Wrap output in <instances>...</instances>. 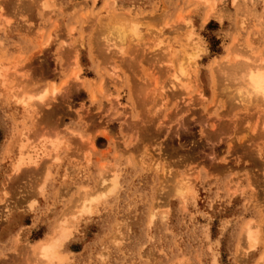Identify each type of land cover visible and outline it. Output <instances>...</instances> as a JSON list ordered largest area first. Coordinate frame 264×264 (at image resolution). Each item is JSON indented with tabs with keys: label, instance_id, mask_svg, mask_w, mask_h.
Segmentation results:
<instances>
[{
	"label": "rangeland",
	"instance_id": "1",
	"mask_svg": "<svg viewBox=\"0 0 264 264\" xmlns=\"http://www.w3.org/2000/svg\"><path fill=\"white\" fill-rule=\"evenodd\" d=\"M112 1L0 0V264H40L65 217L71 264H264V103L226 79L236 54L264 57V0ZM179 16L200 49L186 92L169 82ZM43 90L19 115L11 97ZM20 140L51 155L14 174Z\"/></svg>",
	"mask_w": 264,
	"mask_h": 264
},
{
	"label": "bare ground",
	"instance_id": "2",
	"mask_svg": "<svg viewBox=\"0 0 264 264\" xmlns=\"http://www.w3.org/2000/svg\"><path fill=\"white\" fill-rule=\"evenodd\" d=\"M115 1L116 0H113L110 5L107 3L110 8L115 5ZM233 1H235V0H233ZM115 16H117V17H115ZM115 16L113 18H115L116 23L115 24L112 23L113 25L109 24V25H111L109 28L110 29L113 28V30H114V27L117 26L115 29L116 32L115 31L114 32L117 34V36L120 40V43H124L129 37H133L134 40H137V38L140 36V34L137 32V27L135 25H132V26H130V28L127 29L125 27L126 29H124L123 28L124 22L122 20H120V18H121V17H119L120 15L115 14ZM118 17H119V19H117ZM178 20H180V23L182 22V24H183L182 25L183 27L181 28L179 34H181L184 37L185 45L183 44L184 45L183 47H185V48L182 51L179 50L178 51L179 54L178 53L175 54L176 59L174 58V61L171 60V62H173L172 65L174 64L175 68H174L173 72H171V73H173V75H171V76H173V79H172L173 81H169V82H172L171 83L172 87L181 88L182 90H184L186 92L189 90V88L191 86L192 75L195 72V70H197L196 69L197 68V58H198V53L200 52V49L198 46V41L192 37V33L190 30V24L188 22L189 20L187 18H185V16L184 17L182 16L181 18L179 16ZM109 25H107V26H109ZM127 27H128V25H127ZM132 39H130V40L132 41ZM169 49H170V47H169ZM239 56L242 57L241 55H237V54L235 55V57H233L235 59V61H233V64L227 69V71H226L227 78L226 79H228L229 81H231V83H234L236 85V86H234V87H236V92L241 97L244 96V97L248 98V97L252 96V98H254V100H258V103H259V101L264 103V57L263 56H258V57L256 56V58L254 60H252V58H251L248 62H247V60H248L247 58H246L247 59L246 61H241L243 58L239 61H236V60H238ZM246 56H248V55H244V57H246ZM248 58H249V56H248ZM2 63H0V84L2 87V92H0V97H2L3 94L6 92L4 83L7 81L6 78H7V73L9 70L7 65H5L4 63L2 64ZM169 63H170V60H169ZM172 65H170V68L173 67ZM220 66H222V65H220ZM74 77H75V75H74ZM7 79H9V78H7ZM197 86H198V84H197ZM155 87H156V85H155ZM9 90H8V92H9ZM153 90L149 91L150 93L147 92V94L149 93V95H150L151 93H153L152 95H150V96H153L154 95ZM58 93H59L58 90L53 89L51 92V95L56 96ZM48 95H49L48 91L43 90V92L36 94V96H29L28 99H26V100L19 98L17 96H13V97H11V99L13 100L15 107L18 109L19 115H21V114L28 115L32 112H35V109H36L35 106H37V103L38 104L40 103L42 105L46 104V102H47L46 98ZM237 97H238V95H237ZM244 97H243V99H244ZM34 99H36L37 101H34ZM259 106H261V105H259ZM263 120H264V118H263ZM262 123L264 124V121ZM262 135H264V134H262ZM45 147H46V145H42V144L29 146L25 140H22L16 148L15 157L12 158V160H11L10 172L15 174V173L19 172L20 170H22L24 167H27V165L38 164L37 160L39 157L42 158V156L43 157L50 156L51 153L49 152L48 148H45ZM52 151H53L52 159H54L56 161L57 157L54 156V153L57 152V146L54 145L52 148ZM116 178H117V175H116L115 171H111L110 178L109 179H103L101 181L102 182L101 184L103 185L102 190L110 192V193L115 191V189L117 187V179ZM192 181L193 180L188 178V177L181 178V180L174 186L173 192L175 193V195H178L181 198H183V197H185V195L192 192L191 191L192 190V184H193ZM85 201H87V200H85ZM150 215H151V218H153L154 212H153V214L150 213ZM247 238H248V242H251V240L253 239L251 232H249L247 234ZM36 254L38 257V249L36 251Z\"/></svg>",
	"mask_w": 264,
	"mask_h": 264
},
{
	"label": "clouds",
	"instance_id": "3",
	"mask_svg": "<svg viewBox=\"0 0 264 264\" xmlns=\"http://www.w3.org/2000/svg\"><path fill=\"white\" fill-rule=\"evenodd\" d=\"M67 220L65 217L50 225L43 238L35 242L41 264H71L74 253L68 250V246L76 241L67 230Z\"/></svg>",
	"mask_w": 264,
	"mask_h": 264
}]
</instances>
